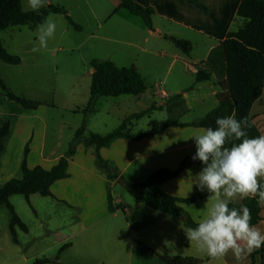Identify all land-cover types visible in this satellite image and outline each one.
<instances>
[{
    "label": "crops",
    "instance_id": "1",
    "mask_svg": "<svg viewBox=\"0 0 264 264\" xmlns=\"http://www.w3.org/2000/svg\"><path fill=\"white\" fill-rule=\"evenodd\" d=\"M109 1H114L116 12L105 13L99 18L93 9L89 10L96 25L90 31V38L106 42L109 52L107 57L98 55L92 57L90 62L97 59L112 61L119 68L136 67L145 82L151 76L166 74L168 69L179 64L173 81L179 82L185 77L192 80L188 86L184 83H171V87H168L170 90H184L178 91L179 100H170L169 104L162 102L164 104L153 107L156 105L155 99L147 100L146 104L143 100L147 93L122 97H133L125 99L143 103L142 112L151 110L149 115L165 105L177 114L178 121L175 122L183 126L168 127L161 135L139 140L117 139L108 148L86 147L84 139H75L77 131L83 124L91 122L99 102L121 97H99L93 113L85 115L82 110L87 106L91 92L84 91L80 106L63 109L76 117V120L68 125L64 122L55 123L52 133H49V115H53V110L57 109L56 104L41 103L37 110H27L11 101L1 87L0 122L10 124V134L0 155V188L12 179L22 178L24 160L30 169L42 167L50 170L68 154L71 145L74 155L69 160V177L52 185L51 197L33 194L27 202V209L22 204L20 208L13 205L28 230L25 232L19 227L15 228L17 243L13 240L10 228L11 211L6 205H0V264H34L39 259H48L51 261L49 264H167L160 256L193 257L202 260L203 264H264V246L243 261H236L231 253L218 261H210L197 249L195 243L188 240L185 231L188 226L182 214L168 215L144 205L137 208L136 203L133 208L125 205L122 200H114L113 195L118 187H122L118 182L120 178L132 184L146 181L157 170H177L185 159L195 154V141L192 137L200 134L203 129L194 125L208 113L195 121L179 120L194 110L190 102L195 100L198 105H205L206 99L214 97L218 106L217 96L223 90L222 84L227 77L219 47L229 34L238 32L247 23L246 19L238 15L242 0H199L207 8V13L188 0H135L141 6L154 10L153 29H149L141 18L119 9L118 0ZM56 2L46 0L45 7ZM84 2L90 9L88 0ZM51 16L56 26L61 23L57 17L59 15ZM80 31H83V27ZM171 38L189 42L191 52L187 54L179 49ZM34 46H38L37 38L23 45L26 54L32 55L28 67L40 70L46 68L43 65L46 63V66L53 65L56 69V64H53L57 63L55 59L38 60L36 52L32 51ZM21 60L20 65H8L11 68L7 69L20 71L27 62L23 57ZM199 70L207 71L211 76L210 81L197 83ZM2 78L11 91L8 81ZM206 84L210 85L211 93L203 92ZM164 85L167 86L165 82ZM164 96L168 98L166 93H162L161 98L164 99ZM115 105L120 112L118 102ZM132 115L124 113L119 127ZM250 116L260 134L264 135V88ZM136 120L140 119L131 120L128 128L133 136L139 137L155 128L142 133L132 132L131 127L136 125ZM65 128L70 132L69 148L63 153L61 144ZM95 134L107 135L99 132ZM99 158L107 169L100 166ZM202 167L204 165L200 161L192 162L177 178L161 186L163 192L175 198H196L195 202L180 204V207L197 224L214 202L208 201L212 194L206 189L201 191L195 183ZM244 199L238 198L234 203L240 204ZM137 209L144 217L139 223L132 224L128 218ZM261 217L256 227L264 232V205ZM65 246L68 247L63 250Z\"/></svg>",
    "mask_w": 264,
    "mask_h": 264
},
{
    "label": "trees",
    "instance_id": "2",
    "mask_svg": "<svg viewBox=\"0 0 264 264\" xmlns=\"http://www.w3.org/2000/svg\"><path fill=\"white\" fill-rule=\"evenodd\" d=\"M23 0H0V34L12 27L30 26L37 28L45 17L51 15H62L67 19L68 24L75 30L80 31L81 27L68 15L64 7L50 4L39 10L24 11ZM119 9L128 11L131 15L141 18L149 29H153V17L155 15L152 8H146L138 4L135 0H118ZM202 11L207 13V8L199 0H188ZM238 15L247 20L245 26L236 33L229 34L228 38L221 43V51L226 65V81L222 84L223 90L218 94V106L209 112L204 118L194 125L196 128L206 129L216 127L218 117L234 115L237 120L247 117L251 127L245 129L249 138L260 136V132L251 120V109L254 103L261 97L264 88V0H242ZM174 44L185 53L191 52V44L187 41L171 38ZM0 60L7 65L18 66L22 60L19 56L10 54L0 43ZM91 67L95 71L92 73L91 98L87 106L82 110L83 114H91L94 111L97 98H118L122 96H140L146 93L147 85L136 67H117L112 61L93 60ZM210 74L207 71L199 70L197 83L210 81ZM0 85L5 95L11 100L27 110H37L42 104L17 96L0 79ZM151 110L134 114L127 118L122 125L113 132L103 136L95 133L86 134L85 124L77 131L75 139H84L86 147L95 146L97 149L108 148L115 140L121 138L139 140L144 137L161 135L168 127H181L183 125L175 121H167L162 127H155L139 137L133 136L128 127L131 120L142 119L149 115ZM10 134V124L0 122V155L4 150L5 141ZM238 143V141L236 142ZM230 147V144L226 145ZM73 145L68 154L61 158L59 162L50 170L42 167L30 169L26 160L22 164V178L12 179L0 188V205H6L11 211L10 223L13 240L17 243L15 228L19 227L27 232V227L17 216L14 207L9 199L15 195L24 196L27 201L33 194H40L43 197H51L52 185L60 180L69 177V160L74 155ZM28 152V149L26 153ZM100 166L107 169L106 164L99 158ZM193 161L192 158L185 159L177 170L160 169L154 172L146 181L135 184L120 178L118 182L135 199L137 208L141 205L150 207L168 215L182 214L185 224L195 228L194 223L180 207V204H191L196 198L181 200L175 198L161 190L163 183L177 178L183 170L187 169ZM264 182V180H262ZM204 196V195H201ZM258 198H246L242 203H231L229 207L239 208L244 204L251 210V223L256 226L261 220L263 205L258 204ZM144 215L139 209L130 216L129 221L137 224ZM68 246L63 247V250ZM167 264H203L200 259L193 257H162ZM48 259H39L34 264H49Z\"/></svg>",
    "mask_w": 264,
    "mask_h": 264
},
{
    "label": "rangeland",
    "instance_id": "3",
    "mask_svg": "<svg viewBox=\"0 0 264 264\" xmlns=\"http://www.w3.org/2000/svg\"><path fill=\"white\" fill-rule=\"evenodd\" d=\"M56 1L54 5L59 4L63 6L76 24L83 27V31H77L73 27H70L65 16H57L61 20V23L56 26L58 36L49 39L47 47L36 52L38 60L44 58L46 60H50L51 58L55 59L57 63L53 64H56V69L53 65H51L52 67L46 66V63H43L46 68L40 70L32 68V66L28 67L32 55L26 54L23 45L37 38V28H31L30 26L12 27L3 31L0 35V43L8 52L11 51L12 53H16V55L19 54L21 58L23 57L27 60V65L25 64L24 68L20 69V71L7 69L11 67H8V65L0 60V78H5L12 89L11 91L20 97L38 103L56 104L58 106L56 110H53V115H49V133H52L55 123L64 122L68 125L76 120V117L70 115L63 109L75 105L80 106L84 91L90 90L93 73L90 59L98 55L107 57L109 54L106 48V42L90 38V31L96 25L89 10L93 9L99 18L103 17L105 13L116 12V8L113 6L114 1L111 3L109 0H88L90 9L85 5L84 0ZM79 7L82 9H78ZM23 8L24 10H30L27 7L26 0H23ZM69 10H71L72 14H70ZM119 23H122V21H119ZM59 34L62 36L60 37ZM45 50H48V52L46 51L45 53ZM179 67V64L175 65L172 69H168L164 75H154L146 79L147 95L146 99H143L145 100V104L148 103L147 100L155 99L156 105L153 107H158L160 104H164L162 102L169 104L170 100H179L177 93L178 91L184 90H170L168 88L171 87L170 84L184 83V85L188 86L192 83L189 77H185L179 82L173 81L176 78ZM164 82L167 86L164 85ZM203 89L205 93L212 92L209 84H206ZM162 93H166L168 98L164 96V99H162ZM155 94L158 95L155 96ZM125 98L133 97H121L118 99H109L110 101L108 102H99L96 105L91 122L85 125L86 132H99L100 134L111 133L119 128L121 117L124 113L128 115L144 111L143 103L140 104L134 99ZM115 102H118L120 105V112L115 108L117 106ZM162 106V109L155 108L156 112H152L151 115L136 120V123L134 122L136 125L131 127L132 132L142 133L152 127H162L169 120L178 121L177 114L172 109H168L165 105ZM190 106L194 107V110L186 118L180 119V122L195 121L202 115L213 111L216 107L215 98L209 97L206 99L205 105H198L195 100L190 102ZM69 134V130L65 128L64 138L61 144V151L63 153L69 148ZM113 195L114 200H122L125 205L135 207V199L124 187H118ZM9 202L17 208H20V204L26 209L29 208L28 201L21 195L13 196L12 199H9Z\"/></svg>",
    "mask_w": 264,
    "mask_h": 264
},
{
    "label": "clouds",
    "instance_id": "4",
    "mask_svg": "<svg viewBox=\"0 0 264 264\" xmlns=\"http://www.w3.org/2000/svg\"><path fill=\"white\" fill-rule=\"evenodd\" d=\"M26 3L31 11L39 13L45 0ZM36 32L38 46L33 47V52L46 48L55 35L56 23L51 14L37 25ZM215 123V128L208 127L192 137L196 147L192 160L204 165L195 183L201 191L211 193L208 201L214 202L197 226L185 231L190 243H195L210 261H218L229 253L236 261H243L264 246V232L251 223L247 206L229 205L238 198H258V204L264 205V135L248 137L245 129L251 123L247 117H218Z\"/></svg>",
    "mask_w": 264,
    "mask_h": 264
},
{
    "label": "water",
    "instance_id": "5",
    "mask_svg": "<svg viewBox=\"0 0 264 264\" xmlns=\"http://www.w3.org/2000/svg\"><path fill=\"white\" fill-rule=\"evenodd\" d=\"M95 71V70H94Z\"/></svg>",
    "mask_w": 264,
    "mask_h": 264
}]
</instances>
